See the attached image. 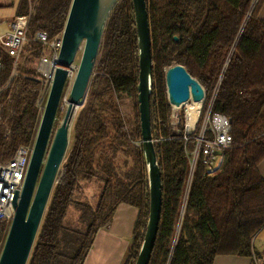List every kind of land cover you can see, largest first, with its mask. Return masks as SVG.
Returning a JSON list of instances; mask_svg holds the SVG:
<instances>
[{
	"label": "trees",
	"instance_id": "16d2710c",
	"mask_svg": "<svg viewBox=\"0 0 264 264\" xmlns=\"http://www.w3.org/2000/svg\"><path fill=\"white\" fill-rule=\"evenodd\" d=\"M72 1L20 0L18 14L30 16L31 38L38 31L53 38L64 31ZM146 1L153 59L151 123L163 183L150 264H213L220 255L253 256L254 238L264 228V178L259 170L264 160L263 0L254 6L253 0ZM37 47L34 41L27 46L25 64L13 79V60L0 50L6 63L0 74V161L36 139L45 88L28 63L38 55ZM101 50L88 102L77 116L72 148L27 264H84L97 232L110 224L122 203L140 210L125 264H136L144 243L150 186L139 112L140 48L133 0H120L113 8ZM175 65L184 66L208 92L220 87L214 111L230 118L233 137L220 170L208 175L200 167L187 197L184 125L177 130L171 125L166 88V72ZM123 93L134 101V124L118 102ZM119 151L128 152L134 163L123 174L114 164ZM94 178L103 184L96 206L81 199L82 182ZM70 208L79 212L82 227L65 223ZM8 231L9 221H1L0 251Z\"/></svg>",
	"mask_w": 264,
	"mask_h": 264
},
{
	"label": "water",
	"instance_id": "95a60500",
	"mask_svg": "<svg viewBox=\"0 0 264 264\" xmlns=\"http://www.w3.org/2000/svg\"><path fill=\"white\" fill-rule=\"evenodd\" d=\"M119 0H73L63 31V43L49 96L39 124L28 173L21 193L13 201L15 215L1 252L0 264H27L42 223L61 165L69 146V133L74 114L80 107L102 45L103 33ZM140 48L138 85L139 112L143 150L148 164L150 213L144 243L136 264H150L159 232L163 205L162 173L157 160L151 123L153 85L152 37L146 0H133ZM178 40V37H175ZM83 44V55L72 90L69 107L56 130L45 160L48 143L59 110L64 87L76 55ZM166 88L170 104L181 106L190 99L201 101L204 89L182 65L166 72ZM45 163V164H44ZM44 164V167H43Z\"/></svg>",
	"mask_w": 264,
	"mask_h": 264
},
{
	"label": "built area",
	"instance_id": "2783aa9c",
	"mask_svg": "<svg viewBox=\"0 0 264 264\" xmlns=\"http://www.w3.org/2000/svg\"><path fill=\"white\" fill-rule=\"evenodd\" d=\"M257 2L258 0H253V6ZM29 28L30 16L16 15L10 23L9 31L0 35V50L13 60L11 75L13 79L19 75L17 70L20 59L27 46L31 41L37 43L38 55L31 62V66L43 87L51 88L59 67L63 32L51 38L46 31H38L33 38H30ZM5 68L6 63L0 56V74ZM70 72L71 69H69L68 78H70ZM219 88L215 87L208 92L203 87L205 95L201 101H194L191 95L190 99L181 106H175L169 102L172 107L170 119L173 129L177 130L181 123L184 125V150L189 162L186 197L197 170L201 167L208 175L216 173L222 167L226 153L233 145L230 118L214 111ZM3 89H0V94ZM32 153L33 145H21L11 159L0 161V222L3 220L10 222L14 218L13 201L16 194L21 193L23 189Z\"/></svg>",
	"mask_w": 264,
	"mask_h": 264
},
{
	"label": "crops",
	"instance_id": "0c3cea01",
	"mask_svg": "<svg viewBox=\"0 0 264 264\" xmlns=\"http://www.w3.org/2000/svg\"><path fill=\"white\" fill-rule=\"evenodd\" d=\"M20 0H0V35L10 29V23L18 14ZM259 18L264 20V0L259 9ZM264 178V160L259 164ZM139 208L120 204L110 224L101 228L96 236L84 264H125L134 239ZM253 256L220 255L213 264H264V228L253 241Z\"/></svg>",
	"mask_w": 264,
	"mask_h": 264
},
{
	"label": "rangeland",
	"instance_id": "374dc122",
	"mask_svg": "<svg viewBox=\"0 0 264 264\" xmlns=\"http://www.w3.org/2000/svg\"><path fill=\"white\" fill-rule=\"evenodd\" d=\"M29 37H30V35H29ZM26 55H27V51H25L23 53V55L21 56L20 66L25 64L24 62H25ZM82 55H83V48L78 51V53L76 55V58H75V61H74L73 65H72V67L74 65L77 66V70H78L79 64L81 62ZM101 57H102V50L100 49L99 54H98V58H97V61H96V66L94 68L93 76H92L91 81L89 83L88 89L86 91V94H85L84 98L81 100L80 107L78 108V110L74 114V117H73V120H72V123H71V127H70L71 129H70V133H69V146H68V150L66 152L65 158L63 160V163L61 165V169L59 171V175H58L56 183L58 182L59 177L62 174L63 165L66 162L68 154H69V152H70V150L72 148V145H73V142H74L75 122L77 120V116H78L79 112L81 111L82 107L84 105H86L87 102H88L91 83H92V80L95 78V76L97 74L96 70H97V66H98V63H99ZM31 65H32L31 62L28 63L29 67H31ZM20 66H19V68H20ZM72 67H71V69H72ZM19 68L17 70L18 73H20ZM76 73H77V71H76ZM75 76H76V74H75ZM74 79L75 78H68L67 83H66V85L64 87L63 101H61L59 110H58L57 115H56V120H55V123H54L53 131H52L51 136H50L49 143H48L45 160L47 158V155L49 153L50 147L52 145L56 130L61 126V124H62V122L64 120V117L66 115V112H67V109H68L67 103L70 100V92L72 90ZM45 87L46 88H45V90L43 92L42 98L39 101V107H40V118L39 119L40 120L42 118V115H43V112H44V109H45V105H46V102H47V99H48V96H49V92H50V88H48L49 86H45ZM122 95L123 96L121 97V99H119L118 102L121 105V109H122L123 115L125 116V118L127 120L131 121L134 124L135 123L134 121H135L136 111H137L135 109L134 101L126 93H123ZM33 146H34V143H33ZM128 149L125 148V150H127V151H128ZM109 155H112V154L109 153ZM44 164H43V167H44ZM114 164L116 166L117 171L120 174H123L125 171H128L134 165L132 156L128 152H122V151L118 152V155L115 158ZM98 174L100 175L99 172H98ZM56 183H55V185H56ZM82 185H83L82 186L83 189H82V193H81V199L83 201H85V202L90 203L93 206H96L98 201H99V198H100V194H101V191H102L103 184L101 183L99 178H94L91 182H82ZM78 218H79V212H77L73 208H70L68 216L65 219V223L67 225L73 226L74 228L82 227V224L78 221ZM10 224H11V221L9 222V228H10ZM1 252H2V250L0 251V256H1Z\"/></svg>",
	"mask_w": 264,
	"mask_h": 264
},
{
	"label": "bare ground",
	"instance_id": "6f19581e",
	"mask_svg": "<svg viewBox=\"0 0 264 264\" xmlns=\"http://www.w3.org/2000/svg\"><path fill=\"white\" fill-rule=\"evenodd\" d=\"M83 44H81V47L79 48V50H81L83 48ZM76 71H77V66H73L72 69H71V72H70V78H75V74H76ZM70 103L68 102L67 103V107H69Z\"/></svg>",
	"mask_w": 264,
	"mask_h": 264
}]
</instances>
